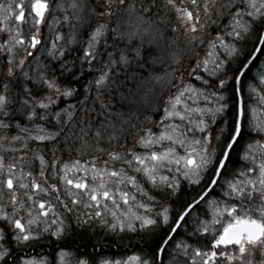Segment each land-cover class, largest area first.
Returning a JSON list of instances; mask_svg holds the SVG:
<instances>
[{"label": "snow or ice", "instance_id": "snow-or-ice-1", "mask_svg": "<svg viewBox=\"0 0 264 264\" xmlns=\"http://www.w3.org/2000/svg\"><path fill=\"white\" fill-rule=\"evenodd\" d=\"M30 9L27 15L36 31L26 41L21 30L26 21L23 0L0 3V13H5L0 33L7 34L0 39L6 76L19 74L33 83L32 88H21L17 101L10 98L6 80H0V170L5 168L7 152L24 153L22 163L30 143L53 144L50 167L60 168L53 178L64 185L71 206L61 200L58 184H47L46 179L41 184L22 168L17 177L16 163L8 164L7 179L0 181L11 193L7 203H0V264H166L165 257L167 264H216L218 258L230 264H264V121L256 118V108L243 95L247 87L264 102V61L244 83L264 54V0H32ZM54 12L63 13L72 32L70 43L76 42L77 34L86 37L82 62L96 73L80 102V115L67 109L49 111L58 99L76 94L68 86L71 81L61 82L68 62L60 64L58 76L55 68L35 58L46 14L52 16L49 27L60 22ZM13 18L15 30L9 26ZM63 39L64 34L57 32L48 49L52 57L59 52L58 61L66 54L57 43ZM26 42L25 54L17 60L15 49ZM247 44L251 49L242 47ZM33 63L34 80L25 71ZM158 64L162 74L156 71ZM145 82L152 87L144 89ZM34 89L44 95L37 96ZM153 98L156 113L162 112L157 131L148 126L151 117L141 120L152 110ZM201 99L203 106L198 103ZM16 103L19 107H13ZM13 129L18 134H10ZM253 134L260 138L248 139ZM75 144L78 152L108 159L100 167L99 155L83 164L79 159L60 164L56 146L71 151ZM44 151L33 150L41 178L49 166ZM233 152L249 166L229 178L225 173ZM69 173L83 175L74 180ZM180 177L189 184L200 185L205 177L207 182L196 198L179 203L173 197L180 189ZM25 178L30 184L23 182ZM129 185L133 191L126 190ZM145 185L156 194L150 195ZM29 187L32 191L21 198L17 189ZM217 188L220 192L213 196ZM38 193H56L63 213L51 200H37ZM136 193L148 202L136 201ZM177 203L175 217H170ZM81 204L86 211H79ZM202 204H206L203 217L199 213L193 217ZM209 215L211 219L206 218ZM67 217L81 231L98 224L111 233L147 234L151 240L145 251L127 258L109 257L97 244L81 250L80 244L68 239L73 224ZM209 233L212 239L207 242ZM188 241L205 242L194 246ZM229 245L238 246L239 255L221 250Z\"/></svg>", "mask_w": 264, "mask_h": 264}, {"label": "rangeland", "instance_id": "rangeland-1", "mask_svg": "<svg viewBox=\"0 0 264 264\" xmlns=\"http://www.w3.org/2000/svg\"><path fill=\"white\" fill-rule=\"evenodd\" d=\"M18 1L19 0H8L6 3L11 2V3L15 4ZM30 10H31L30 8H25L26 21L21 25L22 34L24 35L26 41L36 31V28H35V26H33V22L31 20V18H29L28 15H27V13ZM3 15H5V13H0V21H2ZM52 15L56 16L57 19L60 22L59 23H51V27H49V22L52 21V16L46 14L45 23L39 26L40 27V34L39 35H40V38L42 40V44L38 46L39 51L35 52V58L37 60H39L41 65H48L49 66L50 63H52V61H56L57 60L56 57H59V52L58 51L56 52V56L55 57L49 56V54H48V49L51 48V42L54 39V37H55L57 32H61V33L64 34V39L62 41H58L57 43H58V45H62L65 48V52H66V50L72 48V46L74 44H76L77 41L79 42V40H80L79 39V34H77L76 42L75 43H70L69 42L70 41V37L72 36V32L70 31L69 26L66 23L63 22V13L62 12H54V13H52ZM16 23L17 22L13 18L9 22V26L13 27V29L15 30ZM0 27H2V24H0ZM220 28L221 29L223 28L222 24L220 25ZM209 31H210V35L211 36L215 35L214 31H212L211 29H209ZM6 38H7V34L6 33H0V39H6ZM166 39L171 40V37H166ZM182 39H183V37H181V40ZM85 40H86V37H83V39H82V44L84 45L83 48L86 46L85 45ZM150 46L153 47V48L155 47L154 45H150ZM27 47H28L27 42L23 46H17V48L15 49V52L17 54L16 55V59L17 60L20 59L25 54L24 49L27 48ZM162 47H163V44H161V48ZM242 47L244 49H251L252 45L251 44H247V45H242ZM29 50H31V49H29ZM206 50H207V44H205L204 48L200 50V56L201 57L204 56ZM76 55H77V51H74V57ZM261 57H262V61H264V55H262ZM262 61H260L258 63V66L261 64ZM235 66H236V62L233 63V67H235ZM96 67H99V65L97 64ZM0 69H2V74H0V80H6V82L9 85L10 90H11V84L15 80L16 81H20L21 83L25 82V78L23 76H20L19 74L17 76H15V77H7L6 76V73H7L6 57L0 56ZM86 70H87V73L89 75H87L85 78L82 79V89H83L84 92L86 90V87L89 85V82L91 80H93L94 76L96 75V73L94 71L90 70L89 64H88V67H87ZM25 71H28L29 72V77L34 80V75L33 74L36 71V64L33 63L31 69H29L26 66L25 67ZM156 71L157 72H161V66L159 64L156 65ZM256 72L257 71H255L254 73H256ZM161 74H162V72H161ZM231 74L232 73L230 72L229 75H231ZM120 79H123L122 75H121ZM251 80H252V77L249 78L245 82V84L247 85ZM137 83H139V82H137ZM128 86L129 87H133V88L135 87V85L132 84L131 82H129ZM27 87L32 88V86H29V85H27ZM143 87H144V89H148V88L152 87V84L148 83V82H145L143 84ZM20 91H21V89L18 90L17 92H15V94L13 95L12 98H11V94H10V98L13 99V100H17L18 101V93ZM36 95L37 96H42V95H44V93H39V94H36ZM245 96L247 98V104L250 107L256 108V110H257L256 111V118L261 120V121H264V119L261 116V108H262V106H264V102L259 100L258 94L257 93H252L251 90L246 87L245 88ZM54 99H55V97H54ZM73 99H74V96H72V97H62V98H60V99H58L56 101V104L54 105V107L59 110V109H62L61 106L63 104H65V103H67L70 106L73 103V102L71 103V101ZM230 101H229V104H232ZM198 103H199L200 106H203L204 101L201 99ZM13 107H19V104L16 103L15 105H13ZM56 109L51 108L49 111H52V112L58 111ZM151 109H152L151 111H147L141 116V120L144 121V116L145 115L151 117L152 123H150L148 126L152 127L153 131H157L158 122L160 120V116L162 115V112L156 113L154 98L152 100ZM250 115H251V113H250ZM16 118H19V116H17ZM5 122L7 123L9 121L6 120ZM21 124H24V120L22 118H21ZM28 126L31 127L32 125H28ZM0 134H3V132L0 131ZM10 134H18V133H17V131L15 129H13ZM248 139H251V138L248 137ZM121 143H124V141H121ZM15 146L19 147L18 144L15 145ZM5 147L6 148L9 147V145H5ZM37 147L44 148L43 145H41L40 142H32V143L29 144V149H31V150L27 152V155H26V157H25V159L23 160L22 163H20L19 161H20V157L22 155H24V153L19 152V151L16 152V153H11V152L5 153V161H4L5 168L3 170H0L3 173L2 175H0V181L4 180V177H5V179H7V165L11 164V163H16V165H17L16 176L17 177L21 176V174H22L21 173V168H22L24 173L29 172V171L32 172V174L35 177V179L37 180V182H39L41 184H44V181L46 179L47 180V184H54V183L58 184L61 187L60 189L62 190L64 185L61 184L58 179L53 178L54 172H59L60 168H59V166L56 169H52L50 167V163H51V159L53 158V154L52 153L49 154V152H47L46 150L44 151V155H45L46 160L49 162V166L45 168V177L44 178L40 177V175H39V172H40L39 161L35 160L34 156H33V150H35ZM127 147H129V148L132 147L131 140L128 141ZM78 148H79V144H78ZM77 149L74 152H71V153H66V154L64 153V154H62V156L58 155L57 153H55V156L59 157L60 164H63L65 161H69L70 162V161H74L76 159H79L81 161V163L83 164L85 161L91 160L92 155H88V154H85V153L79 154ZM136 150L140 151L139 148H137ZM180 151H181V154H183V150H180ZM239 151L242 153L243 150L239 149ZM93 155H99V154H93ZM13 157H15V158L13 159ZM107 159L108 158H107L106 155H99V160H98L97 166L98 167L102 166L103 165V161L107 160ZM109 164H111V161H109ZM119 166L120 165H117V167H119ZM248 166L249 165L246 162H244L243 160L238 158L237 152H234L233 153V158H232L231 162L228 164V172H226L225 175L230 178L232 173H235L238 170H243V169L247 168ZM82 175H83V173H69V178H72V179L75 180V179L80 178V176H82ZM89 175H90V173H89ZM180 179H182V178L180 177ZM14 182H16V181H14ZM23 182H30V180L28 178H25V180ZM45 186H47V185L45 184ZM182 186L183 185L180 184V189L178 190V192L181 190ZM145 188L151 189V187L149 185H145ZM126 190L133 191L132 188H131V185H129ZM148 192L150 194L151 190H148ZM219 192H220V189L217 188L216 191L213 192V196H218ZM155 194L156 193L150 194V195H155ZM62 196H60L61 200L69 199V197H67L65 191H64V193L62 192ZM42 197L44 199L47 198V200H51L53 205H55V207H56V211L63 213V211H61V208L59 207V203L56 200V193H53L51 196H47L44 193H42ZM144 198L145 197L141 196L139 193H136V201L148 202L147 199L144 200ZM157 199H159V197H157ZM173 199L176 200L177 197H173ZM209 199H211V197ZM236 202L239 203V201H236ZM132 206H133L134 210L138 211V209H136V207H135V203H132ZM245 206H250V207H253V208L256 207L255 204L247 205L246 202H245ZM122 207H123V205H122ZM172 208H173V211L170 214V217H175V211L179 208V205L178 204H173ZM205 208H206V204H202L198 209H196L195 212H193L192 216L195 217L199 213L203 217V213L205 211ZM140 213L144 214V211H142ZM238 214H240V213H238ZM226 216H227V214H225V217ZM206 218L211 219V216L209 215ZM67 219H68V217H67ZM189 219H191V217ZM224 223H227V219L224 220ZM183 231L184 230L182 229L180 231V233H183ZM180 238H181L180 235H177L176 239L179 240ZM185 239H187V238L185 237ZM211 239H212V234L209 233L207 235V237H206V241L210 242ZM188 242L194 244V246H202L205 241H201L200 245H196L193 241H188ZM221 250L222 251H226L229 254L239 255L237 249L226 248V249H221ZM141 252H142L141 250L134 251L133 254H140ZM122 258H127V257L123 256ZM257 258L259 259V257H257ZM165 261H166V264H167V257H165ZM216 264H230V262L227 259H225V258H218V261L216 262ZM232 264H239V261H234V262H232Z\"/></svg>", "mask_w": 264, "mask_h": 264}, {"label": "flooded vegetation", "instance_id": "flooded-vegetation-1", "mask_svg": "<svg viewBox=\"0 0 264 264\" xmlns=\"http://www.w3.org/2000/svg\"><path fill=\"white\" fill-rule=\"evenodd\" d=\"M8 0H0V3H6ZM21 0H19L17 3H20ZM24 6L25 8H30V5L32 3V0H23ZM264 55V54H262ZM262 55L259 56V59H257L255 61V65L252 67L251 71L246 75V77L244 78V83L251 77H253V74L255 71L258 70L259 66L258 63L260 61H262ZM253 71V72H252ZM230 73V72H229ZM244 97L245 96V89L243 92ZM232 103V101H230ZM246 102H247V98H246ZM261 116L264 119V106H262L261 108ZM249 138H256L259 139L260 137H255V134H253L252 137ZM234 153V152H233ZM233 153L231 155V160L233 158ZM182 179H180V184L183 185L181 187V190L176 193L177 197V201L179 203H183L185 200H191L193 198H196L198 193L201 192V189L204 187V184L207 182V177H205V180L200 184V185H196V184H189V182L187 180H184L183 177H181ZM5 180V177H4ZM3 181V180H1ZM16 182H14L15 184ZM24 183H28L30 184V182H24ZM61 188V187H60ZM147 189V188H146ZM0 190H2L3 192V198L2 200H0V203H7L9 196L11 195V193L9 192V190L6 189V187L4 186L3 183H0ZM74 191H76L75 189H73ZM147 190H151L150 194H154L155 190L154 189H147ZM18 194L21 198L26 199V197H24V192H31V188L29 187L28 189H17ZM65 188L63 187L62 190L60 191L59 195L62 196V192L64 193ZM213 195V193H212ZM63 197V196H62ZM210 198V197H209ZM37 200H41L44 199L42 197V193H38L36 196ZM82 200H87L86 196H81ZM44 200H47L44 199ZM144 200H146V197L144 198ZM64 202L69 203V206H71L70 204V198L69 199H63ZM131 203H135V202H131ZM179 203H177L179 205ZM59 207L61 208V211H63V207L61 204H59ZM78 209L80 212H84L86 211V209L83 207V204L78 206ZM198 209V208H197ZM9 211H10V206H9ZM139 212L144 211L143 209H138ZM68 220L71 221V223L73 224V230L71 231V234L68 236L69 240H75L78 244L81 245V250H83V246L87 245L88 249L91 250V245L92 244H97L102 245L103 246V253L109 257L112 258H122L123 256L127 257L131 254H133L134 251H145L146 250V242L151 240V237L148 236L147 234L144 235H137L134 233H111L108 232L107 229H101L99 227V225H94L93 227H89L84 231H81L80 229L75 228V220L72 217H68ZM182 228L179 230L181 231ZM218 234V233H217ZM123 237V238H121ZM54 239V238H53ZM44 243H50V241H44ZM139 248V249H138ZM226 248H232V249H237L238 250V246L235 245H229L226 247H222L221 249H226ZM49 249H45V251H48ZM37 252L40 251V248L36 249ZM218 261V259H217Z\"/></svg>", "mask_w": 264, "mask_h": 264}, {"label": "trees", "instance_id": "trees-1", "mask_svg": "<svg viewBox=\"0 0 264 264\" xmlns=\"http://www.w3.org/2000/svg\"><path fill=\"white\" fill-rule=\"evenodd\" d=\"M79 39H80L79 42L77 41V43L74 44L72 48L66 50L65 52L66 54L62 59H60L59 61L58 60L52 61V63H50L49 65L50 68L56 69L57 75L59 76L60 64L65 61L68 62L67 68L64 71V76L61 82L62 84H64V83H67L68 81H71V83L68 84V86L76 89V94L74 95V99L71 101V103L73 102L71 105H75V108H70L67 103L63 104L61 108L77 112L78 115L81 114L79 112V109L81 107L80 102L84 99V95H85V92L82 89V79L85 78L87 75H89L86 70L88 67V64L85 62H82V55H83L82 49L84 46L82 44L83 37L79 35ZM148 47H151V46H148ZM74 51H77V55L75 57H74ZM27 85L33 87L32 82L25 81L23 83H17V81L15 80L11 84V90H10L11 98L13 97L15 92L21 89V87L27 86ZM39 93L41 92H36L34 89V94H39ZM89 106H91V101H89ZM52 108L56 109L54 106ZM113 143L115 144V142ZM41 145H43L44 149L47 152H49V154L52 153L51 151H49V149L53 148V144L46 143V144H41ZM56 147H57L56 153L62 156V154L64 153L66 154V153L74 152L78 148V144L71 145V151L68 150V146H64V147L56 146ZM83 153L88 154V155L97 154L95 152H92L91 154H89L88 152H83ZM79 154H82V153L79 152Z\"/></svg>", "mask_w": 264, "mask_h": 264}]
</instances>
